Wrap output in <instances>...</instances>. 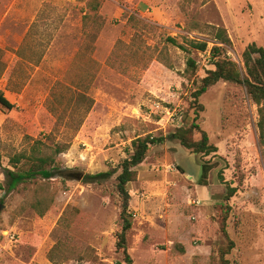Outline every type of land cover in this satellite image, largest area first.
Instances as JSON below:
<instances>
[{"label": "rangeland", "instance_id": "rangeland-1", "mask_svg": "<svg viewBox=\"0 0 264 264\" xmlns=\"http://www.w3.org/2000/svg\"><path fill=\"white\" fill-rule=\"evenodd\" d=\"M130 15L141 20L132 21L138 28L126 24ZM212 26L226 29L227 54L242 67L248 44L264 48V1L0 0V92L14 103L0 104V264H125L115 246L122 207L116 176L131 141L146 135L162 140L150 145L127 185L132 264H222L223 215L233 242L229 264H264L258 106L243 86L222 80L197 101L192 95L212 65L191 42L210 47ZM118 39L128 46L108 60ZM189 57L195 70H186ZM194 112L217 146L204 159L171 138ZM57 142L67 146L56 163L83 170L79 180L55 172L5 190L13 157L33 146L53 153ZM203 160L216 162L207 185L197 182ZM26 162L16 168L27 169ZM103 170L114 173L81 180ZM227 184L235 187L228 199Z\"/></svg>", "mask_w": 264, "mask_h": 264}, {"label": "trees", "instance_id": "trees-1", "mask_svg": "<svg viewBox=\"0 0 264 264\" xmlns=\"http://www.w3.org/2000/svg\"><path fill=\"white\" fill-rule=\"evenodd\" d=\"M264 1V0H263ZM99 8V5H98ZM89 13L83 16V19H87ZM90 16V15H89ZM99 15L97 14L96 17ZM138 23L141 20L135 18V16L130 15L127 19L126 24L132 27H139L138 24H134L132 21ZM214 31L213 41H211V46L208 47L206 41L202 42H191L195 49L202 52H208L209 59L211 60L212 68L209 69L204 77L200 79V82L195 86L192 91V95L195 101L212 85L222 80L225 82H231L243 86L250 99L258 106V128L260 137L263 136L264 131V48L257 46L255 43L248 44L242 52V67L232 60L227 54V47L231 46V38L229 37L225 28L221 26H212ZM136 36V33H133ZM166 40L172 44H176L172 37L167 36ZM127 47L123 40L118 39L115 42L114 48L111 51L108 60L111 59V54L119 49V46ZM182 47V46H179ZM116 48V49H115ZM38 62V61H37ZM197 60L193 57L187 59V69L189 68L195 70L197 67ZM92 101V100H91ZM0 104L7 109H12L14 103L10 102L3 94L0 92ZM198 107L201 109L202 106L197 102ZM195 108V107H194ZM197 113L194 112V117L191 122L187 124H181L171 133V138L178 140L179 144L183 147L189 149L193 153H200L202 159L213 153H216L217 146L210 142L209 136L205 130L200 127L197 121ZM160 137H153L146 135L144 137H136L131 141V148L128 151V156L125 157L120 163V172L117 174V191L122 197V207L120 211L121 226L116 233V250L121 252L123 255V261L125 264H132L133 259L127 250V235L132 227V220L130 219L128 213V203H129V191L127 185L129 182L136 179L137 167L140 165L147 154L150 145L161 141ZM37 142H40L37 140ZM67 145L57 142L54 146L53 153L40 154L35 150V146L32 147L31 153L18 154L12 158L11 168H5L4 175V188L7 192L14 190L18 184L34 179L36 177H41L44 179H50L55 176V172L58 171L59 166L54 158L55 154H58L66 148ZM25 158L30 163L27 169L16 168L17 163ZM201 174L197 182L202 185L208 184V178L210 171L216 167V162H211L209 160H203L201 162ZM114 170H103L95 173H85L82 177L83 182H101L112 176ZM219 178L222 179L221 174ZM227 197L231 196L235 191V187H231L227 184ZM220 230L224 238L226 239L228 245L226 247L219 248V257L222 264H229L225 255L231 249L233 244L232 240L229 238L226 230V216L223 215L220 222Z\"/></svg>", "mask_w": 264, "mask_h": 264}, {"label": "water", "instance_id": "water-1", "mask_svg": "<svg viewBox=\"0 0 264 264\" xmlns=\"http://www.w3.org/2000/svg\"><path fill=\"white\" fill-rule=\"evenodd\" d=\"M83 173L84 171L78 168H61L56 172V176L61 177L65 180H69V179L79 180ZM0 206L2 207L3 205Z\"/></svg>", "mask_w": 264, "mask_h": 264}, {"label": "crops", "instance_id": "crops-1", "mask_svg": "<svg viewBox=\"0 0 264 264\" xmlns=\"http://www.w3.org/2000/svg\"><path fill=\"white\" fill-rule=\"evenodd\" d=\"M9 11V8H6V11ZM86 14V12L84 11L83 12V16ZM83 19V18H82ZM33 23L34 22H32V24L31 25H29L28 26V28H27V30H26V32H25V34H24V36H23V39H22V42L23 43H26V42H28L29 40H31V37H30V35H31V31H30V29H31V26L33 25ZM83 23V22H82ZM30 37V38H29ZM109 54V53H108ZM108 56V55H107ZM107 58V57H106ZM43 59V58H42ZM36 63V62H35ZM189 176V175H188Z\"/></svg>", "mask_w": 264, "mask_h": 264}, {"label": "built area", "instance_id": "built-area-1", "mask_svg": "<svg viewBox=\"0 0 264 264\" xmlns=\"http://www.w3.org/2000/svg\"><path fill=\"white\" fill-rule=\"evenodd\" d=\"M8 240H9V242L15 241V234L13 232L10 233V235L8 236Z\"/></svg>", "mask_w": 264, "mask_h": 264}]
</instances>
